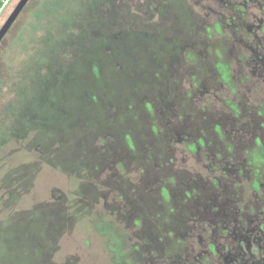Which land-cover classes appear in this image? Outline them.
<instances>
[{
  "label": "rangeland",
  "instance_id": "rangeland-1",
  "mask_svg": "<svg viewBox=\"0 0 264 264\" xmlns=\"http://www.w3.org/2000/svg\"><path fill=\"white\" fill-rule=\"evenodd\" d=\"M45 1L0 41L7 263L119 264L121 249L122 264H225L235 239L221 228L234 226L253 228L259 255L264 0H234L237 15L226 0H63L53 13ZM17 2L0 0V27ZM214 178L228 203L209 205L225 218L189 220Z\"/></svg>",
  "mask_w": 264,
  "mask_h": 264
},
{
  "label": "flooded vegetation",
  "instance_id": "flooded-vegetation-1",
  "mask_svg": "<svg viewBox=\"0 0 264 264\" xmlns=\"http://www.w3.org/2000/svg\"><path fill=\"white\" fill-rule=\"evenodd\" d=\"M224 6H226L228 8V12L229 13H234L235 15L237 14H241V9L240 6H238V4L234 1V0H226V3L224 4ZM233 14V15H234ZM230 15V14H229ZM224 17V16H223ZM225 19L224 22L227 21L228 16L223 18ZM232 20V19H230ZM229 23V22H227ZM215 27L217 29L220 28L218 22L214 23ZM264 29V27H263ZM259 46V44L257 45ZM222 71H220L221 74L225 75V76H229L228 72H229V65L226 64L225 68L222 69ZM199 139V138H198ZM203 145V139H200ZM198 141V140H197ZM258 145L260 144V147L262 148V144L260 143V141H257ZM191 146L193 147V143L191 144ZM263 150H259L258 152H260V154H262ZM217 161L219 162L218 158ZM226 170V169H225ZM227 171H225L226 173ZM218 180L217 179H213L211 185L208 186V184L205 186V189L203 188L202 192L205 190L207 193L206 195L203 196L204 199L200 200V202L197 204L196 209L194 214L192 215L191 218H189V220H191L193 218L194 221L198 220V216L196 215V213H201L199 215V218L204 220L205 222H207L208 220H213V221H217V220H221L222 218H225L226 215H224L222 212L220 211V207H212L209 204H215L214 206H217L218 204H223L224 207H226V204L228 203V198H225V193L224 191L221 192L219 189H217L218 186ZM251 186L254 189H258L259 188V181L256 180L255 177L252 178L251 181ZM197 189V187H196ZM228 196V194H227ZM200 198H202V196H200ZM199 209L200 212H196V210ZM204 212V214H202ZM202 215V216H201ZM246 217L249 218L250 216H248L246 214ZM204 218V219H203ZM224 220V219H223ZM231 221H236V217L233 216V218L231 219ZM226 225H229V221L225 222ZM225 227V226H224ZM200 229V231H202V228L199 227L198 230ZM227 228H221V231H226L227 236H232L235 241L234 244L231 247H227V249L222 252L221 254V258L222 260L225 262V264H264V241H260L256 240L255 242H261L259 243L262 247V251H260V253H258L259 255L255 256L254 254H252V249L256 247L252 245L253 241H250L248 239V237H250L252 235V229H246V228H240V227H233V228H228V230H226ZM172 231H175L172 230ZM171 230L168 231H162V230H157V232H155V236L156 237H165V236H172V232ZM260 232V230H259ZM237 235V236H235ZM123 237V236H122ZM178 239H175L173 242L174 247L168 248L165 252H166V257H168V260L173 259L175 262H179L181 259V255H183L182 253H180L179 251H177V246L176 244H181L182 243V239H185V237L182 235L181 236H177ZM254 243V244H256ZM260 246H257V249L261 250ZM208 248L212 253H218V248L217 246L214 244V242H211L208 244ZM157 249L156 245H151V248L149 250V252L155 253ZM248 249H250L251 251H248ZM200 250V249H199ZM121 251V249H120ZM123 253V252H122ZM252 254V255H251ZM124 257L121 259L118 258L119 260V264H122L123 262L126 263V254L123 255ZM255 257V258H254ZM195 258V263H197L198 261L201 262V258H202V251H198L196 255H194ZM191 261V260H190Z\"/></svg>",
  "mask_w": 264,
  "mask_h": 264
},
{
  "label": "trees",
  "instance_id": "trees-1",
  "mask_svg": "<svg viewBox=\"0 0 264 264\" xmlns=\"http://www.w3.org/2000/svg\"><path fill=\"white\" fill-rule=\"evenodd\" d=\"M62 6H63V0H50L49 2H47V1L43 2L42 9L44 8V10L53 13L54 11H56V12L60 11ZM37 15L40 16V12L37 13ZM127 43H130V42L127 41ZM221 71L223 72V70H221ZM107 226L109 227V230H110L109 223H107ZM115 247L118 248V245ZM117 254H118V258L122 260V258L124 257L123 256L124 254L122 253V251L117 250ZM6 258H7V254L2 252V255L0 254V264H8L6 261Z\"/></svg>",
  "mask_w": 264,
  "mask_h": 264
},
{
  "label": "water",
  "instance_id": "water-1",
  "mask_svg": "<svg viewBox=\"0 0 264 264\" xmlns=\"http://www.w3.org/2000/svg\"><path fill=\"white\" fill-rule=\"evenodd\" d=\"M29 0H18L16 5L14 6L13 10L10 12L6 20L3 22V24L0 27V41L4 37V35L7 33V31L10 29L14 21L19 16L20 12L23 10L25 5L28 3Z\"/></svg>",
  "mask_w": 264,
  "mask_h": 264
}]
</instances>
